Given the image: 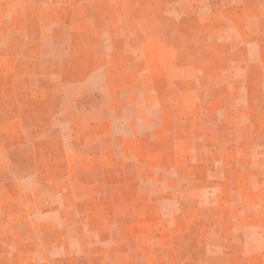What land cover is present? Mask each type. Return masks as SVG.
Returning a JSON list of instances; mask_svg holds the SVG:
<instances>
[{
	"label": "rangeland",
	"instance_id": "rangeland-1",
	"mask_svg": "<svg viewBox=\"0 0 264 264\" xmlns=\"http://www.w3.org/2000/svg\"><path fill=\"white\" fill-rule=\"evenodd\" d=\"M0 264H264V0H0Z\"/></svg>",
	"mask_w": 264,
	"mask_h": 264
}]
</instances>
